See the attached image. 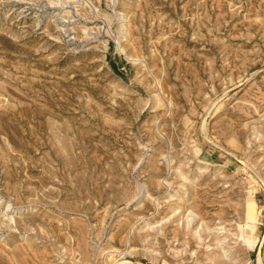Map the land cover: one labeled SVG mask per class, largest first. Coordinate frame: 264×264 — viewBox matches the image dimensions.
<instances>
[{"label":"rangeland","instance_id":"rangeland-1","mask_svg":"<svg viewBox=\"0 0 264 264\" xmlns=\"http://www.w3.org/2000/svg\"><path fill=\"white\" fill-rule=\"evenodd\" d=\"M260 258L264 0H0V264Z\"/></svg>","mask_w":264,"mask_h":264},{"label":"bare ground","instance_id":"bare-ground-1","mask_svg":"<svg viewBox=\"0 0 264 264\" xmlns=\"http://www.w3.org/2000/svg\"><path fill=\"white\" fill-rule=\"evenodd\" d=\"M252 206V205H251ZM255 209V208H254ZM227 212V211H226ZM245 213V212H244ZM228 214V213H227ZM244 216V215H243ZM255 221V220H254ZM253 221V222H254ZM255 228H253V231H254ZM226 234V233H225ZM226 256V255H225ZM263 260V259H262ZM263 261H261V258L259 259V263L261 264ZM217 264V263H216Z\"/></svg>","mask_w":264,"mask_h":264}]
</instances>
